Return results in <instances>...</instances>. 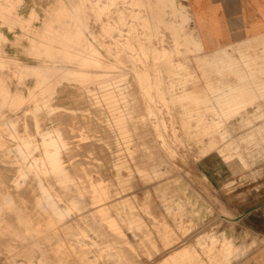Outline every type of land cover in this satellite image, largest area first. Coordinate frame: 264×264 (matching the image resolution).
<instances>
[{"label": "rangeland", "instance_id": "1", "mask_svg": "<svg viewBox=\"0 0 264 264\" xmlns=\"http://www.w3.org/2000/svg\"><path fill=\"white\" fill-rule=\"evenodd\" d=\"M187 15L0 0V264L264 245V53L206 64Z\"/></svg>", "mask_w": 264, "mask_h": 264}, {"label": "crops", "instance_id": "2", "mask_svg": "<svg viewBox=\"0 0 264 264\" xmlns=\"http://www.w3.org/2000/svg\"><path fill=\"white\" fill-rule=\"evenodd\" d=\"M188 12V20L194 30L199 49L205 55L206 64L213 67L229 60L231 47H252L264 53V0H182ZM259 55L258 58H261ZM264 59V58H263ZM260 63V62H259ZM259 63L253 69H262ZM264 69V67H263ZM255 72V71H254ZM205 249V248H204ZM225 249V250H224ZM196 251L190 246L146 264H264V245L250 252L241 246H229L219 251ZM236 259H231V256ZM147 260V261H145Z\"/></svg>", "mask_w": 264, "mask_h": 264}]
</instances>
